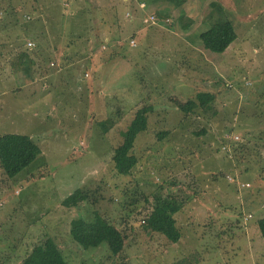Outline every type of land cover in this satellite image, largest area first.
I'll return each instance as SVG.
<instances>
[{"label": "rangeland", "instance_id": "rangeland-1", "mask_svg": "<svg viewBox=\"0 0 264 264\" xmlns=\"http://www.w3.org/2000/svg\"><path fill=\"white\" fill-rule=\"evenodd\" d=\"M225 21L237 39L209 53L198 35ZM198 94L214 100L184 114ZM144 107L119 176L114 150ZM3 134L41 153L13 179L0 169V264L46 239L67 264H264V0H0ZM169 195L186 199L174 245L143 224ZM95 213L125 237L119 255L70 239Z\"/></svg>", "mask_w": 264, "mask_h": 264}, {"label": "trees", "instance_id": "trees-1", "mask_svg": "<svg viewBox=\"0 0 264 264\" xmlns=\"http://www.w3.org/2000/svg\"><path fill=\"white\" fill-rule=\"evenodd\" d=\"M182 18L183 15L180 16V19ZM178 22L183 30L191 25V22L186 24L181 21ZM22 32L24 38H31L29 29H23ZM33 38L37 39L36 36ZM22 39L20 42H22ZM198 39L203 48L209 53L223 54L236 41L237 35L232 23L225 21L208 24L206 30L198 35ZM213 100V95L198 94L196 96L197 102L187 100L180 107V110L184 114H189L195 108L205 107ZM149 111H151V107L148 109L144 107L138 110L126 130L121 132L122 142L115 148L112 158L114 168L119 176H129L137 164V159L131 152L137 136L147 130V112ZM164 135L165 133H160L158 136L162 138ZM40 153L37 143L27 135H0V169L9 179H13L25 170ZM226 179L229 178L226 177ZM76 198L77 193H74L68 200L76 204ZM185 200H178L172 195L153 197L150 202L151 210L143 219V224L147 230L164 237L169 244H177L181 239V233L176 225L175 215L182 209ZM146 202L148 203L149 201L146 200ZM255 227L260 234L264 247V216L255 222ZM69 236L83 250L105 247L114 256L119 255L123 251L125 243V237L121 231L98 213H95L92 221H85L82 218L72 220L70 222ZM20 264L67 263L55 242L52 239H46L41 244L35 245Z\"/></svg>", "mask_w": 264, "mask_h": 264}, {"label": "built area", "instance_id": "built-area-1", "mask_svg": "<svg viewBox=\"0 0 264 264\" xmlns=\"http://www.w3.org/2000/svg\"><path fill=\"white\" fill-rule=\"evenodd\" d=\"M31 46H33V45L29 44V46H28V47H29V48H32Z\"/></svg>", "mask_w": 264, "mask_h": 264}]
</instances>
